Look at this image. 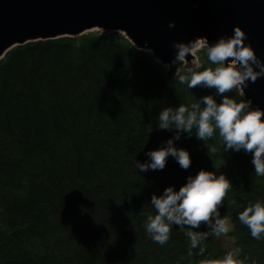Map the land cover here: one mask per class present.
I'll return each instance as SVG.
<instances>
[{
	"label": "trees",
	"instance_id": "1",
	"mask_svg": "<svg viewBox=\"0 0 264 264\" xmlns=\"http://www.w3.org/2000/svg\"><path fill=\"white\" fill-rule=\"evenodd\" d=\"M197 57L212 66L203 51ZM204 95L214 90L188 89L119 33L8 52L0 61V264H199L236 248L247 264H264V240L237 219L244 206L264 201L250 154L225 153L218 133L201 142L193 130L176 142L190 153L187 171L171 158L162 171L135 168L172 135L158 130L159 112ZM226 95L242 98L239 89ZM200 169L231 182L220 212L232 230L202 241L204 256L198 248L189 256L187 228L173 226L161 246L143 223L155 214L153 193L178 188Z\"/></svg>",
	"mask_w": 264,
	"mask_h": 264
},
{
	"label": "clouds",
	"instance_id": "2",
	"mask_svg": "<svg viewBox=\"0 0 264 264\" xmlns=\"http://www.w3.org/2000/svg\"><path fill=\"white\" fill-rule=\"evenodd\" d=\"M174 26L175 22L169 21L168 27ZM246 40V33L240 26L234 25L231 35H221L212 42L207 37H196L187 42L174 41V58L169 63L157 58L156 63L170 70L203 51L211 67L198 65L203 70H189L175 75L179 83L188 89H213L214 95L199 97L190 105L167 106L159 112L158 130L169 131L172 135L160 146L148 150L143 162L136 160L138 172L162 171L169 158L187 171L192 163L190 153L177 146L176 142L181 135L191 137L195 130V138L201 142H207L218 133L225 153L244 151L250 154L255 175L264 177V109L254 107L249 99L237 101L226 95L240 89L243 97V89L250 82L264 77V60L256 55ZM212 151L215 153L216 149L212 148ZM231 188L232 184L225 174L217 175L216 172L200 169L196 174L188 175L178 188L168 185L158 194L151 195L150 205L155 214L146 216L143 227L147 235L161 246L169 241L173 226L187 228L186 236L190 241L188 255L193 254L192 249L198 248L197 255L204 256L206 250L200 246L202 241L210 236L219 238L232 230L229 218L222 217L220 212L222 201ZM237 219L246 226L253 239L264 240V201L244 206ZM201 225L205 231L199 230ZM248 259L247 256L241 259L240 249L236 248L221 258L200 260L199 264H247Z\"/></svg>",
	"mask_w": 264,
	"mask_h": 264
},
{
	"label": "water",
	"instance_id": "3",
	"mask_svg": "<svg viewBox=\"0 0 264 264\" xmlns=\"http://www.w3.org/2000/svg\"><path fill=\"white\" fill-rule=\"evenodd\" d=\"M234 25L264 60V0H0V61L29 43L119 33L155 61L169 63L174 41L212 42L231 35ZM242 98L264 109V77L250 82Z\"/></svg>",
	"mask_w": 264,
	"mask_h": 264
},
{
	"label": "rangeland",
	"instance_id": "4",
	"mask_svg": "<svg viewBox=\"0 0 264 264\" xmlns=\"http://www.w3.org/2000/svg\"><path fill=\"white\" fill-rule=\"evenodd\" d=\"M197 66H198V57L196 55L193 58V60L186 61L185 63H181V64L177 65L176 67L171 68L170 70H166L168 72L167 76L171 77V76H174L175 73H180V72H183V71L194 70L195 68H197ZM171 74H173V75H171ZM218 239H220V237ZM227 244L228 245L232 244V242H231V240L229 238H227Z\"/></svg>",
	"mask_w": 264,
	"mask_h": 264
}]
</instances>
